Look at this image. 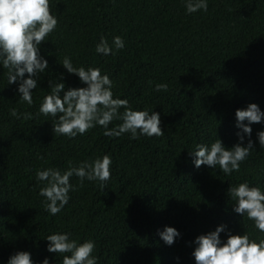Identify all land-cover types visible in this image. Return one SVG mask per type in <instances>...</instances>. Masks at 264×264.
<instances>
[{
    "label": "trees",
    "instance_id": "obj_1",
    "mask_svg": "<svg viewBox=\"0 0 264 264\" xmlns=\"http://www.w3.org/2000/svg\"><path fill=\"white\" fill-rule=\"evenodd\" d=\"M50 8L58 23L41 42L49 67L32 105L19 101L16 83L7 84L0 69V264L17 249L61 264L63 254L48 252L44 239L58 231L93 239L97 264H195L194 237L220 223L264 237L227 195L229 184L245 179L264 186V149L256 138L264 121L251 124L256 149L231 174L195 167L188 153L216 135L228 147L238 142L236 108L256 102L264 110V0H208L207 11L194 13L185 12L183 0H50ZM102 35L109 44L120 35L125 46L96 53ZM65 55L75 66L108 73L114 96L127 97L131 107H153L164 134L108 137L99 125L71 138L53 133L55 117L38 112L48 81L63 73L66 87L81 84L59 64ZM158 82L167 89L155 90ZM12 107L33 115L18 119ZM103 153L112 158L106 184L71 177L69 201L50 214L36 169L63 171ZM164 225L180 232L171 245L158 235Z\"/></svg>",
    "mask_w": 264,
    "mask_h": 264
},
{
    "label": "clouds",
    "instance_id": "obj_2",
    "mask_svg": "<svg viewBox=\"0 0 264 264\" xmlns=\"http://www.w3.org/2000/svg\"><path fill=\"white\" fill-rule=\"evenodd\" d=\"M183 3L186 13L208 9V0H183ZM57 23L50 0H0V69H6V83L15 82L19 101L28 105L33 104L32 93L38 87L39 75L49 67L48 60L41 54V42L46 41L45 37L56 28ZM124 46L122 36L114 35L109 44L102 35L95 44V52L114 54L115 50ZM59 64L67 73L76 74L81 84L66 87L63 73L59 74L57 82L48 81L50 91L42 97L38 112L55 117L53 133L71 138L99 125L108 137L128 133L130 139H136L138 136L159 137L164 134L160 113L153 107L133 108L127 97L114 96L113 81L99 66H75L68 55ZM167 87L164 82L154 84L157 91ZM9 114L18 119H28L33 115L18 112L15 107L9 109ZM113 120L119 123L109 127ZM262 121L264 110L256 102L236 108L235 135L238 142L228 147L217 135L213 140L198 142L192 150H188L193 165L218 166V170L225 174L238 171L241 162L256 149L251 138V124ZM256 138L260 149H264V129L256 132ZM111 165V156L103 153L78 161L63 171L55 167L37 168L35 179L42 182L38 194L44 198L45 209L55 215L67 204L70 191L74 190L70 181L73 176L81 182L87 179L104 186L110 177ZM227 195L233 200V210L251 220L255 228L264 233V186L245 179L229 184ZM222 231L226 233L223 238L220 235ZM158 235L165 244L171 245L180 232L174 226L164 225L158 230ZM44 239L48 241V252L63 254L61 264H97L95 241L91 238L80 240L73 238L70 231H58L47 234ZM192 243L191 255L195 264H264V237H254L246 230L233 232L226 229L223 223L196 235ZM175 259L178 261L179 257ZM4 264H50V261L47 256L34 261L30 251L17 249Z\"/></svg>",
    "mask_w": 264,
    "mask_h": 264
}]
</instances>
